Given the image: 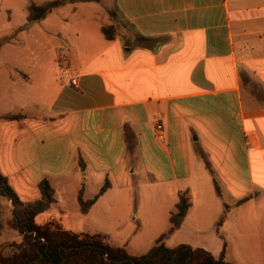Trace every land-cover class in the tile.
Here are the masks:
<instances>
[{
  "label": "crops",
  "instance_id": "obj_1",
  "mask_svg": "<svg viewBox=\"0 0 264 264\" xmlns=\"http://www.w3.org/2000/svg\"><path fill=\"white\" fill-rule=\"evenodd\" d=\"M112 10L152 40H108L102 26L114 23L101 22L95 53L68 38L52 62L0 61V115H22L0 119V172L26 202L50 182L56 202L38 224L99 233L132 254L168 231L179 191L189 190L167 247L264 264V0H112L103 15ZM18 27L6 26L3 43L21 55ZM106 180L83 213L80 191L93 199ZM2 228L0 253L22 240Z\"/></svg>",
  "mask_w": 264,
  "mask_h": 264
},
{
  "label": "trees",
  "instance_id": "obj_2",
  "mask_svg": "<svg viewBox=\"0 0 264 264\" xmlns=\"http://www.w3.org/2000/svg\"><path fill=\"white\" fill-rule=\"evenodd\" d=\"M102 0H47L43 3L31 2L28 6V21L45 19L53 10L71 2H101ZM112 16L117 14L111 11ZM102 32L108 40L115 38L114 25H103ZM138 41H151L152 38L137 36ZM22 115L5 114L0 119H18ZM199 156L209 169V163L202 151ZM110 186L105 181L100 191L93 199H84L80 191L78 201L83 213L88 212L91 205ZM217 193L220 189L215 182ZM40 197L33 201H22L9 185L7 178L0 172V195L11 202L12 217L9 225L22 235L20 242H12L9 253H0V264H232L225 260L224 250L216 258L202 248H192L181 244L173 248L166 246L168 239L182 224L192 205L189 190L179 191L178 202L170 213L171 226L167 232L160 235L154 246L144 254H132L123 246H113L105 235L99 233H76L65 229L60 223L51 221L38 224L35 217L49 209L56 202L54 189L47 179L39 183ZM250 197L242 200L245 201ZM230 210L225 205L216 232L220 235V226ZM221 236V235H220Z\"/></svg>",
  "mask_w": 264,
  "mask_h": 264
},
{
  "label": "rangeland",
  "instance_id": "obj_3",
  "mask_svg": "<svg viewBox=\"0 0 264 264\" xmlns=\"http://www.w3.org/2000/svg\"><path fill=\"white\" fill-rule=\"evenodd\" d=\"M47 0H0V61L5 56L14 59L23 58L26 62L39 59L42 61L52 62L56 57V49L63 44L66 45V39L70 38L71 43L77 45L80 54L85 51L81 46L88 47L86 51L95 53L99 50V39L103 34L99 31L101 22L111 24L115 28V33L119 35L127 45H137L141 43L137 39V33L133 27L123 20L118 14L112 16L111 11L108 15H103L105 7L112 6V0H103L97 2H71L66 3L63 7L55 9L47 20L28 21V6L31 2L43 3ZM11 8L12 12L6 11ZM11 18V19H9ZM11 20V21H10ZM17 24L21 32L15 33V36L23 38L27 50L18 54L13 47L3 43V37L6 34V26ZM88 29L87 31H85ZM76 32L79 35H76ZM23 33V34H22ZM99 33V37H98ZM16 37V38H17ZM90 48V50H89ZM89 53V52H88ZM50 64V63H49ZM12 217L11 202L4 195H0V223L3 225L6 237L10 239L17 238L16 230L8 223ZM11 245L2 247V252L9 253Z\"/></svg>",
  "mask_w": 264,
  "mask_h": 264
},
{
  "label": "built area",
  "instance_id": "obj_4",
  "mask_svg": "<svg viewBox=\"0 0 264 264\" xmlns=\"http://www.w3.org/2000/svg\"><path fill=\"white\" fill-rule=\"evenodd\" d=\"M72 84H76V79H72ZM154 129H155V131H156V134L157 135H159L160 137H161V135H162V130H163V126H162V124H160V123H157V124H155L154 125Z\"/></svg>",
  "mask_w": 264,
  "mask_h": 264
}]
</instances>
